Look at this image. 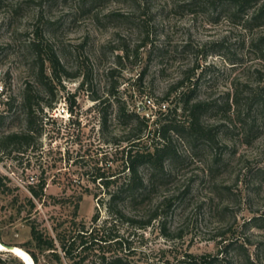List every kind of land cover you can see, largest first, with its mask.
<instances>
[{
    "label": "rangeland",
    "instance_id": "obj_1",
    "mask_svg": "<svg viewBox=\"0 0 264 264\" xmlns=\"http://www.w3.org/2000/svg\"><path fill=\"white\" fill-rule=\"evenodd\" d=\"M243 22L231 10L220 14L210 0H0V137L25 128V90L42 106L33 118L39 133L24 153L0 143V242L28 254L30 220L54 236V224L74 218L113 234L120 243L104 245L106 256H124L131 264H176L186 254L215 256L213 264H264L261 109L250 114L260 125L252 138H219L226 147L219 164L208 144L195 148L173 136L180 157L170 174L157 177L140 204L126 207L140 219L157 206V219L144 228L110 219L102 204L107 193L92 181L98 167L107 174L120 169L121 147L111 141L125 143L128 122L120 111L135 110L151 121L174 104L163 96L180 76L196 80L199 100L237 93L245 102L264 85V62L250 45L264 36V25L247 28ZM146 35L152 42L140 47L139 56L118 64L117 47L132 48ZM50 52L59 59L56 69L46 59ZM62 107L68 112L58 113ZM228 120L215 113L202 117L207 126L236 122L231 114ZM41 178L45 195L31 208L28 186ZM35 252L39 264H57ZM98 253L85 264H101ZM0 264L25 263L3 249Z\"/></svg>",
    "mask_w": 264,
    "mask_h": 264
},
{
    "label": "trees",
    "instance_id": "obj_2",
    "mask_svg": "<svg viewBox=\"0 0 264 264\" xmlns=\"http://www.w3.org/2000/svg\"><path fill=\"white\" fill-rule=\"evenodd\" d=\"M210 3L214 9H219L220 14L224 10H231L232 16L244 20V26L247 28L264 25V0H210ZM151 42L146 35L141 42L133 45L132 48H129V44L117 47L120 51V54L116 55L117 63H122V59L138 57L140 47ZM250 45L257 52L258 58L264 62V36L251 39ZM38 47V45L34 46L35 49ZM37 56L42 63L43 58L40 57L39 52H37ZM46 59L53 69L60 65L58 57L53 52H50ZM141 75L142 73L137 76L138 80L141 79ZM262 80L264 79L262 78ZM85 83L86 80H82L79 88L82 89ZM196 85V80L192 81L190 76L186 78L183 75L176 79L169 85L163 96V100L172 96L170 102L174 101V104L164 106V110L159 109L151 121L135 110L123 109L120 111L128 122L125 126L126 129H124L125 136L122 139L125 143L120 144L121 140L118 139L111 140L121 147L120 169L117 173L107 174L104 170L100 171V167H98L95 169L94 177H92V181L98 180L99 185L107 193L102 204L110 219L120 220L127 224L136 223L139 228H144L157 219L159 215L157 206L150 214L142 216L143 218L140 216V219L127 214L126 207L128 204L132 206L140 204L156 185L157 177L167 178L170 174V165L180 157L173 136L186 140L195 148L201 142L208 144L216 149L214 159L219 164L223 160L226 148L219 140L222 135L232 137V133H236L237 136L248 139L252 138L259 129L258 116L255 117L250 114L257 108L261 109L262 112L258 111L260 113L259 118L264 120V117L261 116V114L264 116V98L262 96L264 95V85L250 98L245 99V102L237 96V93L231 97L227 93L222 97L223 99L199 100ZM73 96L74 94L68 95L70 109L74 103ZM93 99L97 102L100 101L98 97ZM22 106L25 113V128L10 131L0 137V143L10 146L9 151L18 154L24 153L30 147L34 137L38 135L39 132L33 126V118L36 112L42 111L40 102L34 99V95L29 90L24 92ZM206 113L218 114L221 121H229L230 114L234 115L236 122L231 126L233 129L228 127L225 122L205 125L202 117ZM101 114V128L103 130L107 118L104 112ZM151 125L153 127H150ZM150 133L152 138L147 139ZM143 167L146 168L145 176L141 173ZM45 185L46 180L41 178L35 184L28 186L31 195L28 197V202L31 208L35 207L34 199L40 201L44 197ZM167 200H171L170 197H165L163 201ZM77 208L78 202H75L74 215L77 214ZM97 218L98 214H95L93 221H96ZM29 226L30 239L26 245L30 246L31 249L25 245H20V247H25L34 264H39L35 251L51 256L57 264H64L62 259H65L67 264H85L86 261L92 260L93 256L91 255L95 251H99L95 257L101 264H131L124 256H106L104 245L108 246L107 244H110L111 241L117 243L120 241L118 242L113 234L99 233L103 227L87 229L84 223L79 224L72 218L67 224H54L52 228L55 235L51 236L44 233L34 220L29 221ZM215 258V256L211 257V255L206 254L200 256L186 254L176 264H213Z\"/></svg>",
    "mask_w": 264,
    "mask_h": 264
},
{
    "label": "bare ground",
    "instance_id": "obj_3",
    "mask_svg": "<svg viewBox=\"0 0 264 264\" xmlns=\"http://www.w3.org/2000/svg\"><path fill=\"white\" fill-rule=\"evenodd\" d=\"M0 249L2 250L4 249L1 243H0ZM13 252H15L20 257V259L26 264H34L31 257L27 253H25V251L21 250L20 248L15 247Z\"/></svg>",
    "mask_w": 264,
    "mask_h": 264
},
{
    "label": "water",
    "instance_id": "obj_4",
    "mask_svg": "<svg viewBox=\"0 0 264 264\" xmlns=\"http://www.w3.org/2000/svg\"><path fill=\"white\" fill-rule=\"evenodd\" d=\"M1 243V242H0ZM2 247H4V251H7V252H11L14 251V248H15V245H11V244H4V243H1ZM2 251V250H0ZM29 255V254H28ZM30 256V255H29ZM33 261V260H32ZM25 263V262H24ZM26 264V263H25Z\"/></svg>",
    "mask_w": 264,
    "mask_h": 264
},
{
    "label": "built area",
    "instance_id": "obj_5",
    "mask_svg": "<svg viewBox=\"0 0 264 264\" xmlns=\"http://www.w3.org/2000/svg\"><path fill=\"white\" fill-rule=\"evenodd\" d=\"M58 113H62V112H68L67 109H64L63 107L61 109H57Z\"/></svg>",
    "mask_w": 264,
    "mask_h": 264
}]
</instances>
